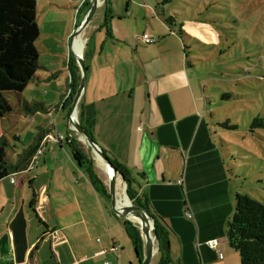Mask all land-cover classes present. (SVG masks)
<instances>
[{"label": "crops", "instance_id": "0c3cea01", "mask_svg": "<svg viewBox=\"0 0 264 264\" xmlns=\"http://www.w3.org/2000/svg\"><path fill=\"white\" fill-rule=\"evenodd\" d=\"M87 1L35 0L37 24L40 13L49 26L47 35L64 46L68 71L71 58L78 67L71 34L86 13ZM109 9L108 25L102 12L81 34L86 85L80 102L96 110V142L111 159L140 175L137 194L169 230L172 264H240L225 240L236 192L227 149L214 138L206 108L202 113L201 82L191 72L194 66L186 64L187 40L205 42L206 27L192 20L169 27L155 12L168 31L152 22L148 29L154 36L148 35L156 42L137 38L140 44L133 48L129 37L114 28L131 15L130 6L125 16H115L110 5ZM36 74L29 84L40 80ZM68 77L71 82L70 73ZM61 97L51 107L44 104L45 119L38 112L23 115L42 122L31 145H38V135L72 131L70 90ZM65 110L63 134L48 120ZM29 184L36 214L29 206ZM120 224L124 219L111 211L89 175L74 162L66 142L46 143L32 170H0V264H135L136 260L139 264L120 242ZM211 240H218L216 249L206 245Z\"/></svg>", "mask_w": 264, "mask_h": 264}, {"label": "rangeland", "instance_id": "374dc122", "mask_svg": "<svg viewBox=\"0 0 264 264\" xmlns=\"http://www.w3.org/2000/svg\"><path fill=\"white\" fill-rule=\"evenodd\" d=\"M161 1L107 0V6H111L115 16H125L130 6L131 15L114 28L117 33L129 37L133 48L140 44L137 38L142 41L143 32L154 36L148 29L152 22H160L168 31L166 24L158 18L160 16H155L156 6ZM162 8L165 16L176 15L178 27L189 20L206 27L205 34H202L205 42L187 40L188 58L194 66L191 72L201 82L199 96L202 113L206 108L212 130L216 131L215 140L227 149L224 151L225 158L235 180V190L259 202L264 201V0H173ZM102 12L105 13V7L98 9L93 23L99 20ZM161 13L162 10H159L158 14ZM38 24L40 37L36 47L40 67L36 75L40 80L29 84L22 95L5 93L12 112L0 121V165L15 163L14 157L31 145L40 130L38 125L42 122L34 117L22 118L23 115L38 112L43 119L47 118L44 104L48 107L57 104L62 93L69 89L68 66L62 58L64 46L47 35L50 33L49 26L42 22L40 13ZM102 31L105 36L106 28ZM94 32L89 30L91 36ZM163 48L166 49V45ZM183 51L181 45V53ZM24 105L30 113L26 112ZM67 113L65 110L61 116L53 115L48 124L57 125L64 134ZM255 119L261 122L252 126ZM81 145L84 152L95 161L96 152L88 151L87 146ZM94 164L98 176L107 181L96 162ZM118 183L124 186L120 178ZM132 224L137 227L134 222ZM120 225V242L126 244V252L135 257L132 244L123 225ZM157 257L152 259L151 264H155Z\"/></svg>", "mask_w": 264, "mask_h": 264}, {"label": "trees", "instance_id": "16d2710c", "mask_svg": "<svg viewBox=\"0 0 264 264\" xmlns=\"http://www.w3.org/2000/svg\"><path fill=\"white\" fill-rule=\"evenodd\" d=\"M172 1L162 0L156 6V12L159 13V10H162L160 16L164 17V21L169 27H173L177 23L176 15L165 16L162 7ZM85 7L87 11L89 1L85 3ZM110 19V9L106 3L105 25H108ZM108 32L110 35L109 30ZM39 37L40 30L37 24L35 0H0V120L12 112V106L6 99L5 93L22 94L39 69V52L36 47ZM186 64L190 67L189 58H187ZM69 73L71 81L69 84V103H71L80 83V70L72 58L69 61ZM24 108H27V106L24 105ZM26 112L30 113L31 111L27 108ZM79 122L86 134L96 141L94 137L96 123L94 106L79 103ZM260 122V119H255L252 126L258 125ZM66 136H69V141L66 144L70 149L72 159L89 175L96 191L109 204L108 191L95 172L94 161L82 149L77 134L74 131H69ZM39 137L41 139L43 135H38L37 139ZM37 148L38 145L35 143L30 145L18 155L15 165L5 163L0 165V170L2 171L5 168L10 171L23 170L33 160ZM110 161L123 176L127 185L128 197L135 205L151 214L147 200L139 196L135 188L136 177L140 175H136L111 158ZM29 188L32 192L29 206L31 211L36 214L35 194L31 184H29ZM153 218L159 248L158 264H172L169 230L160 218L154 216ZM123 228L132 244L136 258L138 261L141 260L144 243L139 229L127 220H124ZM225 240L229 247L239 255L240 264H264V201L259 202L247 194L234 192V212L226 223Z\"/></svg>", "mask_w": 264, "mask_h": 264}, {"label": "water", "instance_id": "95a60500", "mask_svg": "<svg viewBox=\"0 0 264 264\" xmlns=\"http://www.w3.org/2000/svg\"><path fill=\"white\" fill-rule=\"evenodd\" d=\"M106 4V0L105 1H101V4H99L98 0H89V7L84 15V17L82 18L81 21H79L77 23V25L75 26L74 30H73V34L71 36L72 41L75 40L77 38V35L80 33L81 28H86L92 21V19L94 18V16L96 15L98 9H101L102 6L105 7ZM85 60H86V56L84 53V49L82 51V55L78 58L76 56V61L79 67V70H81L80 72V83L78 85V88L76 90L75 96L72 100V104H71V109H70V119L69 122L72 126V130L77 134L78 137V141L81 142L82 144H84L85 146H87L88 151L91 150H95L96 152H98V154L100 155V157L103 159V161L105 162V164L113 171V178L110 179L109 181H103V184L105 185L108 194H109V198H110V206H111V210L119 217H122L128 221H130L131 223L133 222L131 219H129L127 217L128 214H132L135 217H140L146 221L149 222L150 224V230H151V235L149 236V238L146 241H143V251H142V258L141 260H139V264H151V261L153 259L154 256H156L158 254V240L156 238V234H155V220L153 218V216L151 214H149L147 211H145L143 208L135 205L133 203V201L128 197L126 189H127V185L126 182L123 178V176L118 172L117 168H115L113 166V164L110 161V158L108 156V154L106 153V151L94 140H92L87 134L86 132L83 130V128L80 125L79 122V103L83 94V91L85 89V85H86V65H85ZM75 114L76 117V121H72V115ZM90 157V156H89ZM91 158V157H90ZM92 159V158H91ZM94 161V158L92 159ZM95 163V161H94ZM95 166V164H94ZM119 176L122 180V182L124 183V194L126 199L129 201V206L125 207L126 213H120L117 208H116V176ZM140 231V230H139ZM141 234V232H140ZM142 237V235H141Z\"/></svg>", "mask_w": 264, "mask_h": 264}, {"label": "bare ground", "instance_id": "6f19581e", "mask_svg": "<svg viewBox=\"0 0 264 264\" xmlns=\"http://www.w3.org/2000/svg\"><path fill=\"white\" fill-rule=\"evenodd\" d=\"M102 0H98L99 4H101ZM87 28V27H86ZM86 28H81L80 33L77 35V38L73 40V46L75 48L74 52L76 56L79 58L82 55V50H83V43L81 42V34ZM83 39V38H82ZM72 121H76L75 114L72 115ZM95 151V150H94ZM96 152V151H95ZM97 156L95 158V162L98 166V168L102 171V173L107 177V181L112 179L114 176L113 171L105 164L103 159L100 157L98 152H96ZM118 178H120L118 175L116 176V208L120 213H126L125 207L129 206V202L127 201L125 197V192H124V186L120 185L118 183ZM121 179V178H120ZM129 219H131L134 224L137 225L138 229L141 232L142 239L143 241H146L149 236L151 235V230H150V224L148 221L135 217L131 213L127 215Z\"/></svg>", "mask_w": 264, "mask_h": 264}, {"label": "built area", "instance_id": "2783aa9c", "mask_svg": "<svg viewBox=\"0 0 264 264\" xmlns=\"http://www.w3.org/2000/svg\"><path fill=\"white\" fill-rule=\"evenodd\" d=\"M142 40L147 43V44H152L156 42V39L151 38L148 34H144L142 35ZM72 129V128H71ZM73 131V130H72ZM69 141V136L67 137L66 135H61L55 131H51L50 133L45 134L39 141L38 143V148L36 151V154L33 157V160L31 161V163H29L26 167V171L28 170H32L34 169L35 163L38 160V158L42 155L43 153V148L45 146L46 143L48 142H53V143H63L66 142L68 143ZM182 181H179V184H181ZM185 215L190 218L191 215L186 212ZM219 242L218 240H211L208 241L206 243V245L210 248V249H216L218 246ZM101 254V253H100ZM219 259H222V255L218 254ZM105 264H110V263H105Z\"/></svg>", "mask_w": 264, "mask_h": 264}]
</instances>
